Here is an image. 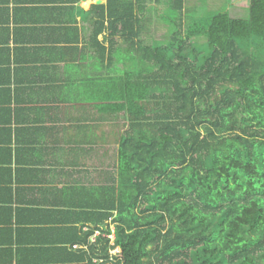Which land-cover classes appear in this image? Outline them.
Masks as SVG:
<instances>
[{"label":"trees","instance_id":"1","mask_svg":"<svg viewBox=\"0 0 264 264\" xmlns=\"http://www.w3.org/2000/svg\"><path fill=\"white\" fill-rule=\"evenodd\" d=\"M105 1L93 37L120 73L101 80L117 196L106 264H264V0L200 19L185 0ZM151 10L164 38L145 33Z\"/></svg>","mask_w":264,"mask_h":264},{"label":"crops","instance_id":"2","mask_svg":"<svg viewBox=\"0 0 264 264\" xmlns=\"http://www.w3.org/2000/svg\"><path fill=\"white\" fill-rule=\"evenodd\" d=\"M105 4L0 0V264L116 261L100 112L102 78L120 73L93 37Z\"/></svg>","mask_w":264,"mask_h":264},{"label":"rangeland","instance_id":"3","mask_svg":"<svg viewBox=\"0 0 264 264\" xmlns=\"http://www.w3.org/2000/svg\"><path fill=\"white\" fill-rule=\"evenodd\" d=\"M208 2H209V5H208ZM221 2H222V0H207L206 2H204V0H195V1L194 0H185V7L187 10L192 9V11H190V12L195 11L196 14L199 13V15L197 14V16L194 18L197 19L198 16H200L198 18V19H200V18L207 17V15L210 14V13H208V12H210L208 10H212V9L214 10L217 7V5ZM227 2H228V0H223V3H225L224 5H226V7L228 6ZM239 9H241L240 6H239ZM228 12H229V14H232V15H235L238 13V12L235 13V9H233V10L230 9V10H228ZM240 13L242 15L238 16V18L241 17L240 19H245L244 16L246 15V9L245 10L242 9L240 11ZM149 18H150V24L146 25L145 33L150 35L152 37V39L154 37H160V39L164 38V36L167 33L166 32L167 28L159 20V15L157 16L156 13L151 10L150 14H149ZM170 28H173V27H169V30H170Z\"/></svg>","mask_w":264,"mask_h":264}]
</instances>
